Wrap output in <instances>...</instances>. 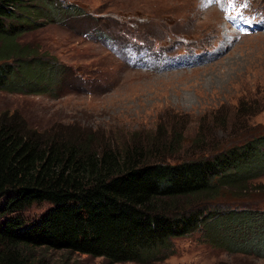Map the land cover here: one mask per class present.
Here are the masks:
<instances>
[{"label": "trees", "instance_id": "trees-1", "mask_svg": "<svg viewBox=\"0 0 264 264\" xmlns=\"http://www.w3.org/2000/svg\"><path fill=\"white\" fill-rule=\"evenodd\" d=\"M60 1L0 0V90L45 93L62 79L64 64L18 42L39 18L56 23L80 14ZM159 128L117 145L76 129L29 130L1 115L0 264H47L45 250L156 264L173 254L174 238L193 232L229 253L264 258V210L213 206L223 189L245 195L248 181L264 173V126L172 163L167 157L178 151L184 126ZM196 136L190 148L206 139ZM39 202L48 207L36 219L15 214Z\"/></svg>", "mask_w": 264, "mask_h": 264}, {"label": "rangeland", "instance_id": "rangeland-1", "mask_svg": "<svg viewBox=\"0 0 264 264\" xmlns=\"http://www.w3.org/2000/svg\"><path fill=\"white\" fill-rule=\"evenodd\" d=\"M62 1L80 14L56 23L39 18L18 42L37 48L50 61L58 59L65 66L64 76L45 93L0 90V116H14L29 130L93 132L117 145L156 136L159 126H184L185 135L178 151L167 157L169 163L189 157L204 144L209 149L196 152L239 143L264 126V26L230 40L229 27L215 5L202 8L203 0ZM230 1L244 6L243 0ZM250 1L264 11V0ZM115 22L126 25L128 41L121 43ZM137 31L144 38H132ZM222 39L223 48L213 57L197 64L180 62L181 50L189 43L198 44L196 51L202 52ZM197 132L206 139L190 148ZM223 192L213 206L264 210V173L248 181L245 195H232L228 188ZM46 207V202L32 203L15 214L30 222ZM240 235L247 233L240 230ZM212 244L198 232L174 238L173 254L156 264H264L263 257L229 253ZM44 258L47 264H111L63 250H45Z\"/></svg>", "mask_w": 264, "mask_h": 264}, {"label": "bare ground", "instance_id": "bare-ground-1", "mask_svg": "<svg viewBox=\"0 0 264 264\" xmlns=\"http://www.w3.org/2000/svg\"><path fill=\"white\" fill-rule=\"evenodd\" d=\"M205 13H207V10H206V12Z\"/></svg>", "mask_w": 264, "mask_h": 264}]
</instances>
